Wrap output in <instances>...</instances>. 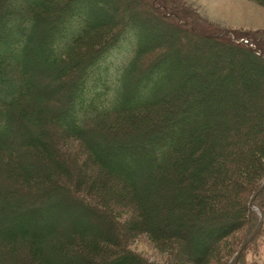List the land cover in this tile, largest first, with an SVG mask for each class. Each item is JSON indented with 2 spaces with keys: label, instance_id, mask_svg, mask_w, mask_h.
I'll return each instance as SVG.
<instances>
[{
  "label": "trees",
  "instance_id": "trees-1",
  "mask_svg": "<svg viewBox=\"0 0 264 264\" xmlns=\"http://www.w3.org/2000/svg\"><path fill=\"white\" fill-rule=\"evenodd\" d=\"M20 1L16 8L0 15V182L8 184V191L17 200L20 193L32 198L46 188L61 185L78 207L95 212L93 208L98 207L94 204H100L99 208L107 210L110 217L112 214L121 219L122 232L114 240L106 233L107 226L92 233L89 226L80 227L78 222L66 231L50 223L42 224L37 230L38 219L59 214L53 208L31 207L24 213L21 209L12 210L17 220L8 231L0 228V253H18L30 264H53L46 258V250L55 253L60 264H146L135 261L127 250L132 241L145 235L154 247L169 246L168 264H183L187 256L199 252L207 259L215 243L200 248L186 245L187 248L180 250V257L174 258L175 247L171 244H176L177 237L164 230L167 221L164 213L150 212L145 207L147 200L141 199V193L148 192L137 184V174L142 171L148 177L154 175L162 185H167L166 179L171 177L178 185L198 188L196 196L204 204L199 209L196 206L195 214L203 217L218 212L217 208L205 206V199L214 197L220 203L217 194L221 190L216 188L227 180L230 190L221 198L235 207L234 210L221 207L224 210L220 212L234 216H228L231 221L222 220L221 227L231 228L220 230L216 239L239 229L241 224L246 226L245 238L248 237L256 227L258 215L248 209L247 203L264 177V172L258 173L256 184L254 181L248 184L247 173L258 169L261 164L258 154L264 153V87L252 88L248 81L236 84L237 81L230 79L232 70L226 68L217 53L222 50L239 53L264 66V33L218 29L201 33L186 28L194 41L213 49L203 61L211 70L205 73L190 68V77L184 79L188 85L193 83V89L194 80L205 84L192 90H196V97L187 103L195 108L193 114L199 120L191 118L188 122L182 102L177 100V90L183 88L182 77L179 75L177 81L175 74L180 63L172 57H163V47L154 49L159 51L154 54H160L157 60L139 63L138 58L146 56L151 48L146 19L156 14V8L149 0L146 12L139 17L138 13L128 12L126 21L111 26L108 34L96 29L97 34L83 43L95 17H85L82 9L94 12L95 0H78L72 5L66 1L63 6L48 4L52 0ZM162 14L161 19L167 21V16ZM67 23L76 29L67 32L64 29ZM176 25L185 28L183 24ZM30 37L36 38L32 46L28 43ZM121 39L130 42L127 54L119 67L108 65ZM77 46L80 63L70 56ZM47 64L56 82L52 87L61 94L70 91L67 100L62 95L50 97L39 89L38 77L44 70L42 66ZM138 88L142 95L131 93ZM199 115L203 117L200 119ZM20 122L30 123L35 135L22 138L16 130ZM168 125L171 132H166ZM136 126L139 134L144 135L140 143L115 139L116 134ZM60 148L65 150V155L67 150L74 151L69 158L72 175L59 157ZM251 162L255 165H250ZM190 192L188 196L193 197L195 192ZM254 202L264 219V187ZM116 211H122L124 217L116 216ZM186 214L191 215L187 211ZM175 217H178L175 226L186 218L183 212ZM187 225L192 232L195 230L192 223ZM214 226L198 229L210 232ZM50 238L46 248L43 245Z\"/></svg>",
  "mask_w": 264,
  "mask_h": 264
},
{
  "label": "rangeland",
  "instance_id": "rangeland-1",
  "mask_svg": "<svg viewBox=\"0 0 264 264\" xmlns=\"http://www.w3.org/2000/svg\"><path fill=\"white\" fill-rule=\"evenodd\" d=\"M67 1V2H66ZM78 0H52L48 4H55L59 6H63L64 3L75 4ZM83 1V0H81ZM96 9L93 12H83L85 17H95L93 22H90V33L86 35V38L82 39V43L84 41H88L95 35V30L101 28L103 32L108 34V30L111 26L115 25L116 23L125 22V17L127 16L128 12L138 13V17L141 13L146 12L147 7L149 6L147 3H151V5L156 8V14L150 17H147L148 20V28L150 34L149 43H151V48L147 49L146 56L143 55L140 58L139 63H150L154 60H157V55L154 54L155 47H163L164 54L163 57H172L175 61L179 62V68L175 72L177 81H179V75L182 77L183 88H179L177 90V100L182 102V109L184 114L190 119L199 120L196 114H193L196 110L195 108H191L192 105H189L187 102L189 100H193L196 97L195 91L196 89H201L205 84L203 81H196L191 77V80H194L196 84L193 89V83L188 85L184 81V79L190 77L189 72H191L190 68L197 69L201 72H208L211 70L208 65H204L205 59L208 58V53L212 52V47L208 45H204L194 41L190 34L187 33V29H191L190 31L196 30L198 32L210 33L214 29H218L220 31H240L242 32H256V33H264V2H259L258 0H139L138 4L134 0H95ZM21 1L19 0H0V15L2 16L6 10L17 7ZM65 3V4H66ZM142 3V4H141ZM146 3V4H145ZM142 6H141V5ZM52 5H50L51 7ZM166 13H163L165 12ZM163 13V14H162ZM168 13L170 15H168ZM161 14L164 17L167 16L168 20L164 21L161 19ZM173 18V19H172ZM50 19V18H49ZM52 19V18H51ZM127 19V18H126ZM175 19L176 22L173 20ZM139 22L142 19H138ZM53 22V21H52ZM135 22V21H134ZM183 24L185 28L176 24ZM64 26L65 24H61ZM138 25V24H137ZM182 27V28H181ZM67 32H71L75 30L76 27H69V23H67L66 27ZM187 28V29H186ZM72 29V30H71ZM127 30V29H126ZM108 31V32H107ZM98 32V31H97ZM101 32H99L100 34ZM97 34V33H96ZM125 36V35H124ZM130 36V35H129ZM126 37V36H125ZM17 38V36H15ZM123 39V38H122ZM119 41V48L113 51L112 56L108 61V65L112 64V66L119 67L120 61L123 60L124 56L127 54V49H129L130 42H124L123 40ZM36 42V38L30 37L28 39V43L33 45ZM132 42V41H131ZM135 43V42H134ZM133 43V44H134ZM100 45V41L97 43ZM150 50V51H149ZM198 51H202L199 53ZM150 53L152 55H150ZM155 53H159L156 51ZM161 53V52H160ZM222 53V54H221ZM78 54V56H77ZM80 48L77 46L73 49V52L70 53V56L73 59L77 58L79 63L82 61L79 56ZM217 54H220L219 60L221 62L226 63V68L232 70V74L230 78L231 80L234 79L236 84L243 83L248 81L251 84L252 88L255 87H264V66L261 64H256L251 60L247 59L243 55L239 53H233L231 51H221ZM158 58H160L158 56ZM230 61V62H227ZM182 61V62H181ZM192 62H199L202 65L195 66V64H189ZM107 65V66H108ZM42 70L43 72L40 73L39 80L41 84L39 85V89L44 92V94L49 95L50 97H58L62 95V99L67 100L69 92L66 90L61 94L58 89L52 86L53 83H56L55 80H52L54 73L53 70L49 65H44ZM101 73H104L102 70ZM51 84V85H50ZM51 87H48V86ZM69 86V85H68ZM161 86V85H160ZM189 86V87H186ZM164 88V86H163ZM162 88V89H163ZM71 90V89H70ZM68 91V92H67ZM135 93L137 95H142L140 89L138 88ZM185 91V92H182ZM174 92V91H173ZM182 92V93H178ZM195 93V94H194ZM249 93V92H248ZM179 94V95H178ZM186 97H184V95ZM70 98V97H69ZM186 98L185 104L183 103V99ZM260 100V99H259ZM258 101V100H257ZM69 102V101H68ZM257 107V106H255ZM160 114V113H159ZM164 113H162L163 115ZM204 115V114H203ZM158 114L155 115L157 117ZM152 117V119H157ZM200 119L203 117L199 115ZM139 118V117H138ZM174 122L171 124L173 125ZM136 128V129H135ZM137 126L128 131H124L123 133H118L115 136V139H122L126 140L127 142H134L140 143V139L142 134H139L137 130ZM170 125L165 127L166 132H171L169 130ZM164 129V130H165ZM22 138L26 139L27 137H33L35 135V131L33 126H31L28 122H20L18 128L16 129ZM249 138V136L247 137ZM15 141H18V138H15ZM115 139L113 141H115ZM228 140V139H227ZM112 142V141H110ZM113 143V142H112ZM113 148L112 144L109 146L111 149ZM56 150V149H55ZM107 150V149H106ZM104 152L105 149H102ZM59 157H61V161L65 164L66 167L70 169L69 174L72 175L73 171L72 166L70 163L69 158L72 156L74 151L67 150L65 155L64 149H58ZM115 153V150H112ZM259 155V156H258ZM257 156L261 164H259L258 169L248 174V184L258 181V177H256L258 173L262 174L264 172V153L261 152ZM258 160V161H259ZM250 165H255V163L251 162ZM250 168V167H249ZM249 168L247 171H249ZM254 168V166H253ZM41 171V168H40ZM43 171V170H42ZM259 174V176H260ZM138 181L137 184L139 189L145 188L148 192L141 193V199L147 200L148 204H145L146 208L150 210V212H161L164 213V218L167 219L164 225V230L170 235L177 237L176 244H171V246L175 247L174 258L180 257V250L183 248H187V246H191L193 248H200L204 245H210V243H215L213 249L209 251V256L207 259L204 260L203 254L199 252L197 255H189L187 258L182 262L183 264H232L233 258L235 253L237 252L238 246L242 244L248 237L245 238L246 226L240 225L239 229H233L229 233H226L223 237L216 239L221 231H228L230 226L221 227L222 220L224 221H231L228 216H234V214H223L220 212L221 207L233 208L235 204L231 203V201L223 200L221 195L228 193L229 182L226 180L225 182H221L219 188L216 190H221L217 194V199L222 200L220 203H216V198L211 197L209 199H205L207 205L211 208L219 209L218 212L213 213L212 215H205L198 216L195 214L196 206L200 207L204 204L201 203L197 196H198V188H191L190 184H176L177 182L173 178L166 179L167 185H162L161 181L156 178L154 175L153 177H148L146 172L142 171V173H138ZM264 178V177H263ZM262 182V181H261ZM143 184V186H142ZM256 184V183H255ZM7 185V186H6ZM4 185V183L0 182V228H3V231H8L10 229V224H12L15 220H17V216L12 210H24L28 211L31 210V207L41 208L43 210H47V208H53L52 211L57 212L59 215H47L38 219L36 221L37 230L40 229L42 224L50 223L51 225L55 224V228L60 229L62 231H66L69 229L68 227L75 226L76 222L79 223L80 227L89 228L91 229L92 233L100 232L102 229L108 227L106 233L110 236L111 239L116 240L121 235L122 232V225L121 219L113 217L111 214L108 215L107 210L100 209V204H94L98 208H93L96 212H87L85 207H78L77 203L73 201L71 197H68V193L66 188L59 185L54 186L52 188H46L40 193L39 195H35L32 198H25L23 197V193H20L18 197L20 200H17V197L13 195L11 191H8L7 187L8 184ZM218 184H216L217 186ZM261 186V184H260ZM259 186V187H260ZM264 185L262 186V188ZM261 188V190H262ZM259 189V188H258ZM48 190V191H46ZM190 190L194 193L193 197H189ZM260 190V191H261ZM259 191V192H260ZM256 192V191H255ZM254 192V193H255ZM253 193V194H254ZM258 193V192H257ZM148 194V195H147ZM197 195V196H196ZM222 195V196H223ZM257 195V194H256ZM252 196V195H251ZM250 196V197H251ZM255 197L252 200V204L256 205L254 202ZM95 202H97L94 199ZM250 201V198H249ZM249 201L247 203V207L249 210L254 211L257 215V210L253 207H249ZM195 203V205L193 204ZM201 203V204H200ZM56 206V207H55ZM57 206L63 207L64 209H59ZM258 206V205H256ZM56 209H55V208ZM189 207H191L189 209ZM198 207V209H199ZM202 208V207H201ZM58 209V210H57ZM204 211L205 207L203 206ZM260 209V208H259ZM101 210V211H100ZM224 210V209H221ZM186 211L191 213L190 216H187ZM179 212H183L184 223L181 225L175 226L174 224L177 221ZM114 214L120 215L121 218L124 217L122 211H116ZM103 217V218H102ZM107 217V218H106ZM109 218V219H108ZM177 218V219H176ZM176 219V220H175ZM219 220V221H218ZM234 221H238V219H234ZM259 220V216H258ZM236 221V222H237ZM182 222V221H179ZM67 223V224H66ZM192 223V227H194V231L192 232L191 227L187 224ZM224 222L223 224H225ZM230 223V222H229ZM258 223V222H257ZM207 225H219L218 227H213L210 232H202L200 229ZM228 225V224H227ZM257 225V224H256ZM107 226V227H106ZM200 228V229H198ZM231 228V227H230ZM198 229V231L196 230ZM210 229V228H209ZM192 232V233H191ZM253 232V231H252ZM251 232V233H252ZM250 233V234H251ZM48 239L47 242L43 245L47 248V244L50 243ZM218 240V241H216ZM208 243V244H207ZM204 244V245H203ZM176 245H178L176 247ZM235 247V250H234ZM169 246H164L161 248L154 247L150 240L145 235H140L136 240L132 241L128 246L127 250L130 255L135 258V261L141 263L145 262L146 264H168V251ZM234 250V251H232ZM232 252V253H230ZM136 255V257H135ZM45 256L53 264H60V259L57 255L53 252L45 251ZM0 264H30L28 263V259L26 260L25 256H21L18 253L8 254L7 252L0 253ZM235 264H264V219L262 221L261 227L259 232L256 236L249 242V244L245 247V249L240 253L237 258Z\"/></svg>",
  "mask_w": 264,
  "mask_h": 264
},
{
  "label": "water",
  "instance_id": "water-1",
  "mask_svg": "<svg viewBox=\"0 0 264 264\" xmlns=\"http://www.w3.org/2000/svg\"><path fill=\"white\" fill-rule=\"evenodd\" d=\"M264 185V178L262 179L261 182V186L259 187V189L250 197V201H249V207H253L255 210H257L258 216H259V220L258 223L256 225V227L254 228L253 232L248 236V238L241 244L240 248L237 250V252L234 255L233 258V262L232 264H235L237 261L238 256L240 255V253L245 249V247L249 244V242L256 236V234L258 233V231L260 230L262 221H263V215L259 209L258 206L253 205L252 204V200L253 198L256 196L257 192H259L262 188V186Z\"/></svg>",
  "mask_w": 264,
  "mask_h": 264
}]
</instances>
